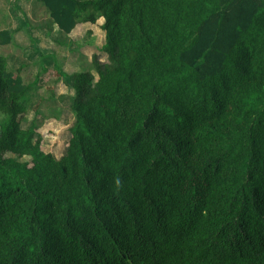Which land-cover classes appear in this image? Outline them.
<instances>
[{"label":"trees","instance_id":"16d2710c","mask_svg":"<svg viewBox=\"0 0 264 264\" xmlns=\"http://www.w3.org/2000/svg\"><path fill=\"white\" fill-rule=\"evenodd\" d=\"M35 2L62 38L102 21L107 58L57 159L25 99L69 76L0 56V264H264V0Z\"/></svg>","mask_w":264,"mask_h":264},{"label":"crops","instance_id":"0c3cea01","mask_svg":"<svg viewBox=\"0 0 264 264\" xmlns=\"http://www.w3.org/2000/svg\"><path fill=\"white\" fill-rule=\"evenodd\" d=\"M34 24H37V26L33 27ZM101 24L102 21H99L97 25H79L67 38H62L58 27L51 26L49 23L46 8L40 6L35 0H0V30H10L13 36V42L10 45L0 46V51L4 53H0V56L7 58L9 68L13 71L22 70L21 75L24 82V71L28 69L33 73L35 72L33 81L44 69L53 70L56 67L62 68L64 73L69 76L66 79L56 78L54 83L50 85L53 90L48 89L49 92L44 95L41 93L39 102L33 107H31L32 105H30L28 99L34 92L43 89H32L25 99V104L29 109L27 115L29 122H26V129L30 126L32 120H63L65 113H70L69 107L74 97V93L70 88L72 84L70 76L79 69L76 63L71 62V55L78 50L87 54V49L92 47L95 48L96 53L100 52L99 49L102 47L103 39L100 31ZM89 31L92 34L87 35ZM79 44L83 45L82 48ZM76 55L78 57L79 54L76 53ZM12 63L16 65L13 68ZM60 83L62 84L59 85ZM25 84L30 83L25 82ZM62 85L67 89L64 88L66 92L60 91ZM39 104L41 105L40 112L44 114L43 118L42 115L37 116L34 111V108ZM51 110L56 111L51 114ZM70 116L75 120L72 113H70ZM23 127L25 128L24 125Z\"/></svg>","mask_w":264,"mask_h":264},{"label":"rangeland","instance_id":"374dc122","mask_svg":"<svg viewBox=\"0 0 264 264\" xmlns=\"http://www.w3.org/2000/svg\"><path fill=\"white\" fill-rule=\"evenodd\" d=\"M40 6H42V5L40 4ZM36 26H37V24H34L33 27H36ZM31 44H33V43H31ZM79 46H80V48H82L81 46H83V45L79 44ZM7 52H9V51H7ZM86 52H87V54L83 53V51H81V50H78L75 53L73 52L71 55L72 56L71 62L76 63L77 64L76 66L79 67L80 64L82 63V61L86 60V61L92 62V60L95 56H99L101 58V61H105L107 58L104 54H102L100 52L96 53L94 47L87 49ZM0 53L4 54L1 51H0ZM76 53L79 54L78 57H77ZM6 54H8V53H6ZM81 57H83L84 59ZM14 63L11 64L12 68L16 66ZM76 66H75V68H76ZM69 72H71V71H69ZM34 75H35V72L33 73L30 69L25 70L24 71L25 82L31 83L33 81ZM54 80L50 83L51 85H52V83H54ZM61 84L62 83H60L59 85H61ZM61 88H62V90H60L61 92H66L65 91L66 88L64 87V85H62ZM42 89L43 90L39 89L37 92H34V94H32V96L28 99L29 100L28 102L30 103V105H32L31 107H33L37 102H39V97H40L41 93H42V95H44V94H47L49 92L48 88H46V87H43ZM67 103H68V101H67ZM43 108H45V107H43ZM28 122H29V120H28ZM73 123H74V120L70 116L69 112L65 113V118L63 120H39V126L40 127L38 128V132L43 137V143H42L43 150L46 151L47 153H52L57 159L61 158L66 153L67 145L71 139L70 128L72 127ZM24 126L26 128L27 124L25 123Z\"/></svg>","mask_w":264,"mask_h":264}]
</instances>
